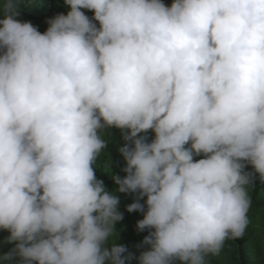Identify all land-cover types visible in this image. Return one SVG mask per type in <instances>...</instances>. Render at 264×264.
Masks as SVG:
<instances>
[{"label": "clouds", "instance_id": "clouds-1", "mask_svg": "<svg viewBox=\"0 0 264 264\" xmlns=\"http://www.w3.org/2000/svg\"><path fill=\"white\" fill-rule=\"evenodd\" d=\"M22 3L0 0V261L130 264L119 194L148 232L136 264H209L241 238L264 184V0H64L43 33Z\"/></svg>", "mask_w": 264, "mask_h": 264}, {"label": "trees", "instance_id": "trees-1", "mask_svg": "<svg viewBox=\"0 0 264 264\" xmlns=\"http://www.w3.org/2000/svg\"><path fill=\"white\" fill-rule=\"evenodd\" d=\"M163 2L170 6L173 0H163ZM68 10L70 9L65 5L64 0H23L19 9L20 15L16 19H20L22 22L30 21L43 33L48 27L46 21L49 18L60 13L67 14ZM82 11L89 17L94 15L87 10ZM102 135L111 142L100 154L94 167L97 169V179L103 180L106 188L112 191L117 187L114 183V176L123 177L125 175L122 171L125 163L118 151V147L123 145V140L119 130L116 129L111 130L110 136L107 132L102 133ZM148 135L149 137L153 136L151 132ZM246 171H252L251 167L249 166ZM248 196L250 207L248 226L244 235L238 239H227L220 253L208 258L209 264H264V184L260 183L258 177L254 186H248ZM119 197L121 201L119 210L123 213L124 219L117 223L118 232L114 233L111 242L125 245L132 257L130 264H136L135 257L139 255L140 251L146 250H138L137 245L148 235V232L147 230L144 232L137 231V221L143 219V214L139 212L129 213L126 210L127 206L134 202L135 196L119 194ZM8 235V232L0 230V255L13 247V245L3 243ZM0 264H5V262L0 261Z\"/></svg>", "mask_w": 264, "mask_h": 264}]
</instances>
